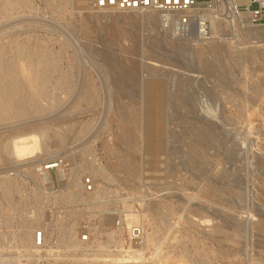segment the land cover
<instances>
[{
  "label": "rangeland",
  "instance_id": "obj_1",
  "mask_svg": "<svg viewBox=\"0 0 264 264\" xmlns=\"http://www.w3.org/2000/svg\"><path fill=\"white\" fill-rule=\"evenodd\" d=\"M95 1L0 0L3 90L6 63L18 95L25 76H48L34 81L32 104L23 100L25 116L0 121V145L21 134L63 139L46 161L0 158V264H28L27 226L31 248L39 228L55 243L118 208L139 215L150 239L153 229L165 238L158 264H264V30L239 24L198 42L159 16L99 12ZM148 120L161 128L156 154L145 145ZM56 160L59 170L38 176V164ZM99 165L104 201L89 211L64 184Z\"/></svg>",
  "mask_w": 264,
  "mask_h": 264
},
{
  "label": "built area",
  "instance_id": "obj_2",
  "mask_svg": "<svg viewBox=\"0 0 264 264\" xmlns=\"http://www.w3.org/2000/svg\"><path fill=\"white\" fill-rule=\"evenodd\" d=\"M94 8L158 14L163 29L176 36L193 34L201 42L212 40L223 28L233 30L239 24L264 26V0H96ZM61 165L59 160L48 162L39 165L36 172L43 177L46 172L59 170ZM96 189L97 183L90 175L82 176L79 196L89 211L102 207L104 201L103 197L96 198ZM111 216L104 213L86 217L81 229L74 231V245L63 232L52 243L47 229L39 228L33 233L32 247L26 249L27 263L158 264V253L147 241L144 224L128 228L126 214L120 208ZM108 218H112L111 224L107 223Z\"/></svg>",
  "mask_w": 264,
  "mask_h": 264
},
{
  "label": "bare ground",
  "instance_id": "obj_3",
  "mask_svg": "<svg viewBox=\"0 0 264 264\" xmlns=\"http://www.w3.org/2000/svg\"><path fill=\"white\" fill-rule=\"evenodd\" d=\"M96 10L99 11V12L100 11H102V12L103 11H106V10H101V9H97V8H96ZM149 16H159V15L158 14H149ZM159 18H160V16H159ZM249 28L251 30H258V29L264 30V26H261V27H251V26H249ZM190 36H194L195 37V41L200 42V40L195 35L190 34ZM194 37H192V38H194ZM19 67H21V66H19ZM2 70H3V75L6 76L8 78V80H9V86L10 87L7 90L4 91L3 90L4 88L0 85V121H3V120L4 121H8V120H11V119L23 117V116L26 115L25 108H24V105L22 103L23 100L25 98L26 99L28 98L29 101H31L30 103L32 104L33 101H34V99L37 98V95L40 93L39 92L40 90L38 91V89H37V87H39V86L34 87L35 86L33 84L34 81L37 79V81L39 80V82H42L41 85H44V83H46L45 80L48 78V76H45L44 77L43 75L41 76V75H36V74H31V76H25V77L23 76L24 77L23 81H24V83H25V85L27 87V90H28L27 92L28 93L26 92L24 94L18 95L16 93V91H15V88L13 87V84H15L14 83L15 78H14V73H13V67H11L9 65V63H6L4 66H2ZM22 70H24V68ZM21 73H23V72H21ZM149 82H152V81H149ZM67 86H69V84ZM39 88H41V87H39ZM156 88H158V85L151 84V85L148 86V90H149L150 93H151L152 90H154ZM14 97H17V100H16L15 103H12L13 102L12 99ZM155 106H157V105H155ZM30 108H31V106H30ZM149 114H151V113H149ZM151 123L152 122H150L149 120L146 122V131H147L148 136H147V141H146V144L145 145H146V149L148 151H150L151 154H152V153H155L156 151H159V149L161 148V140L160 141L158 140V135H159V132L161 131L160 130L161 128L160 129L159 128L158 129H154V128H152V124ZM56 142H57L56 144L55 143L48 144V143H45V142L41 143L40 140H39V138L36 135L21 134V135H19L17 137H14L13 139H11L8 145H2V146L0 145V158L1 157H8V159H10V160L12 159L15 162L16 161H21V160L36 159V158H37V160L39 162L46 161L47 159L40 158V156L41 155L50 156V155L55 154L57 152V150L51 151V148L53 146L61 147L62 144H63V139H58ZM109 153L111 155H113V156H116V157L118 155H120L119 152L114 151V150H111V149H109ZM38 166H39V164H38ZM38 166H36V168ZM120 166L123 169H128L129 168V162L128 161H125V160H122V161H120ZM99 167H100V165H99ZM101 167L98 168V166H96V167L93 166L91 168V170H90L91 172H89V175L92 178H94V179H98L100 177H103L104 172L101 170ZM79 169L80 168H78V171H79ZM72 175H73V177H71V179H68L65 182L64 185H66V188H68V189L71 188V187H73V186L76 187V190L74 192H70V194L79 195L80 192H81V182L79 180L80 179V176L77 177L76 173L75 174H72ZM8 187H10V184L8 185ZM3 191H4V194L5 195L6 194L9 195V193H10V191H8L7 188H5ZM105 191L106 190H105L104 187L97 185V189H96V193H95L96 198H99L101 196V194H104ZM263 202H261V203H263ZM256 211H257V209H256ZM257 214H259V213H257ZM141 222L142 221L139 220V215L135 214L134 211H129L126 214V226L128 228H130L131 225H134L136 223H141ZM71 224H72V222H71ZM259 225L261 226V223ZM259 225H258V228H260ZM152 226H154V225H152ZM237 226H239V225H237ZM28 227L29 226H27V228ZM73 227L74 226L71 225V227L68 230L66 229L68 231L67 232V234H68V240L71 241V244L72 245H74L73 244V241L76 243V236H75V233H74L75 230H73ZM23 228H25V227L23 226ZM27 228L24 231L21 232V235H20V238H19L20 244L23 245V246H25L26 249L29 248L30 245H31L30 244V242H31L30 233L31 232L30 231H27ZM29 228L31 229V227H29ZM263 229H264V227H263ZM152 231H153V238L150 239L149 236H148V234H147V241H148V243L150 245H152L154 247L156 246L154 249L156 250L157 253H159L162 250V248H161L162 240H164L165 238L162 239V240L156 239V237H157L156 236V233L158 231H157V229H153ZM152 241H154V243H155L154 245L152 244Z\"/></svg>",
  "mask_w": 264,
  "mask_h": 264
}]
</instances>
